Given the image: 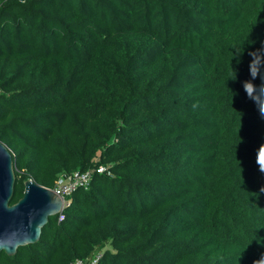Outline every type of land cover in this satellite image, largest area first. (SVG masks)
Segmentation results:
<instances>
[{
    "label": "trees",
    "instance_id": "trees-1",
    "mask_svg": "<svg viewBox=\"0 0 264 264\" xmlns=\"http://www.w3.org/2000/svg\"><path fill=\"white\" fill-rule=\"evenodd\" d=\"M0 141L89 172L0 264H264V0H0Z\"/></svg>",
    "mask_w": 264,
    "mask_h": 264
},
{
    "label": "water",
    "instance_id": "water-1",
    "mask_svg": "<svg viewBox=\"0 0 264 264\" xmlns=\"http://www.w3.org/2000/svg\"><path fill=\"white\" fill-rule=\"evenodd\" d=\"M14 183L12 155L0 141V251L8 255L36 243L48 218L63 209V199L53 189L31 179L25 180L22 197L11 204Z\"/></svg>",
    "mask_w": 264,
    "mask_h": 264
},
{
    "label": "built area",
    "instance_id": "built-area-1",
    "mask_svg": "<svg viewBox=\"0 0 264 264\" xmlns=\"http://www.w3.org/2000/svg\"><path fill=\"white\" fill-rule=\"evenodd\" d=\"M98 172L104 171L103 166H99L97 168ZM89 180V172H74L66 177H61L56 181V186L52 188L57 195H59L63 199L64 206V195L68 194L71 190L80 187ZM100 255H96L90 258L87 262L83 260H75L73 264H97Z\"/></svg>",
    "mask_w": 264,
    "mask_h": 264
},
{
    "label": "clouds",
    "instance_id": "clouds-1",
    "mask_svg": "<svg viewBox=\"0 0 264 264\" xmlns=\"http://www.w3.org/2000/svg\"><path fill=\"white\" fill-rule=\"evenodd\" d=\"M52 189V188H51Z\"/></svg>",
    "mask_w": 264,
    "mask_h": 264
}]
</instances>
